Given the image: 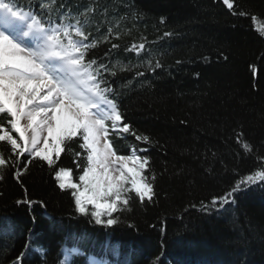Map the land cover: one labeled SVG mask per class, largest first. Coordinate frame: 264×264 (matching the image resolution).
Wrapping results in <instances>:
<instances>
[{
    "label": "trees",
    "instance_id": "trees-1",
    "mask_svg": "<svg viewBox=\"0 0 264 264\" xmlns=\"http://www.w3.org/2000/svg\"><path fill=\"white\" fill-rule=\"evenodd\" d=\"M13 2L39 11L40 0ZM234 5L249 15H233L223 0H56L54 21L61 12L78 17L98 39L112 29L120 47L101 43L90 54L117 66V75L105 74L108 86L125 122L152 143L130 134L111 139L118 154L133 145L147 149L139 154L150 157L155 194L143 203L133 194L130 210L116 214L120 222L104 228L76 213L70 190L61 191L52 170L33 160L19 182L11 172L0 180V264H11L26 242L32 253L25 264H61L79 236L82 252L108 264H264V182L238 192L234 204L201 207L264 155V36L256 30L264 0ZM86 9H94L87 18L80 15ZM142 42L139 56L126 50ZM149 60L161 67L153 71ZM241 131L252 154L236 143ZM69 146L80 151L75 141ZM73 151L58 164L78 182ZM25 198L37 203H16ZM73 255L75 264H86L85 255Z\"/></svg>",
    "mask_w": 264,
    "mask_h": 264
},
{
    "label": "snow or ice",
    "instance_id": "snow-or-ice-1",
    "mask_svg": "<svg viewBox=\"0 0 264 264\" xmlns=\"http://www.w3.org/2000/svg\"><path fill=\"white\" fill-rule=\"evenodd\" d=\"M223 4L233 15H249L236 11L234 0H223ZM37 8L39 11L28 5L25 10L13 0H0V180L11 172L19 182L33 160L41 161L54 173L58 188L70 190L76 213L111 228L120 222L117 213L130 210L133 194L141 203L152 201L156 179L150 157L139 154L147 149L133 145L130 154H118L111 139L112 135L123 138L122 134H130L136 141L152 143L148 135L137 134L125 122L116 93L108 86L105 74L117 75V66L90 54L101 43H111L113 49L120 45L111 42L112 29L98 39L78 17L61 12L54 21L51 14L56 0H40ZM88 11L94 9L80 15L87 18ZM250 18L258 23L256 15ZM256 30L264 36V22ZM145 48L142 42L126 50L139 56ZM148 64L153 71L161 67L158 61L154 67L150 60ZM243 137L242 131L237 132L236 143L252 154L253 146ZM73 141L80 151L70 148ZM68 151H73V162L80 170L78 182L73 180L71 168L58 164L61 154ZM256 159L260 163L255 170L240 176L222 195L213 196L210 204L201 202L202 209L234 204L238 192L264 182V155ZM16 203L30 206L37 202L25 198ZM7 231L14 234L11 222ZM83 239L76 237L73 246L63 250L68 255L61 264H75L73 254L85 255L86 264H99L95 256L81 251ZM30 253L31 242H26L11 264H25Z\"/></svg>",
    "mask_w": 264,
    "mask_h": 264
},
{
    "label": "rangeland",
    "instance_id": "rangeland-1",
    "mask_svg": "<svg viewBox=\"0 0 264 264\" xmlns=\"http://www.w3.org/2000/svg\"><path fill=\"white\" fill-rule=\"evenodd\" d=\"M68 254H66V256H67ZM97 261H99L98 259H96Z\"/></svg>",
    "mask_w": 264,
    "mask_h": 264
},
{
    "label": "bare ground",
    "instance_id": "bare-ground-1",
    "mask_svg": "<svg viewBox=\"0 0 264 264\" xmlns=\"http://www.w3.org/2000/svg\"><path fill=\"white\" fill-rule=\"evenodd\" d=\"M89 256H92V255H89ZM101 263H103V262H101Z\"/></svg>",
    "mask_w": 264,
    "mask_h": 264
}]
</instances>
